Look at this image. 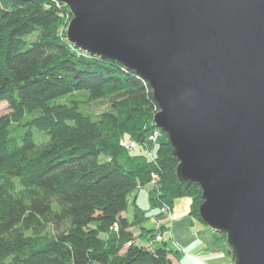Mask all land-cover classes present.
Listing matches in <instances>:
<instances>
[{
  "label": "trees",
  "instance_id": "trees-1",
  "mask_svg": "<svg viewBox=\"0 0 264 264\" xmlns=\"http://www.w3.org/2000/svg\"><path fill=\"white\" fill-rule=\"evenodd\" d=\"M70 18L55 0H0V264H174L165 245L135 243L136 227L155 236L136 193L156 175L152 208L188 196L199 219L201 191L177 179L147 82L69 43L58 28ZM81 93L111 109L95 116L63 102ZM155 130L162 139L136 153Z\"/></svg>",
  "mask_w": 264,
  "mask_h": 264
},
{
  "label": "water",
  "instance_id": "water-1",
  "mask_svg": "<svg viewBox=\"0 0 264 264\" xmlns=\"http://www.w3.org/2000/svg\"><path fill=\"white\" fill-rule=\"evenodd\" d=\"M66 39L146 81L179 182L233 264H264V0H59Z\"/></svg>",
  "mask_w": 264,
  "mask_h": 264
},
{
  "label": "crops",
  "instance_id": "crops-1",
  "mask_svg": "<svg viewBox=\"0 0 264 264\" xmlns=\"http://www.w3.org/2000/svg\"><path fill=\"white\" fill-rule=\"evenodd\" d=\"M179 200L172 205V221H164L163 241L155 242L148 236L145 242L144 236H139L140 228L136 227L133 229L135 243L145 247L165 245L172 251L170 258L174 264H233L226 252L216 251L205 239V235L210 237V232L205 231L200 219L191 214V200L187 207H181ZM167 240L174 242L173 246H168Z\"/></svg>",
  "mask_w": 264,
  "mask_h": 264
},
{
  "label": "rangeland",
  "instance_id": "rangeland-1",
  "mask_svg": "<svg viewBox=\"0 0 264 264\" xmlns=\"http://www.w3.org/2000/svg\"><path fill=\"white\" fill-rule=\"evenodd\" d=\"M68 22H69V20L66 22L63 21L60 24V26L58 28L59 34H61L62 31L65 32L66 27L68 25ZM35 37H36V34L29 36L28 39H34ZM70 100L78 101L79 104L82 106L84 111L91 113L95 116H99L102 112L107 111V110L109 111L111 109V101L108 98L107 99L106 98L99 99V100H90L86 94L81 93V94L69 95L63 99V102L69 103ZM7 106H8L7 103L0 102V115L6 113L8 111ZM156 112L157 111H155V113ZM155 113H154V115H155ZM154 115H153V117H154ZM158 130L160 131V129H158ZM159 131H157V130L153 131L151 136H149L147 138L145 147L142 149H137L135 152L137 153V151H139L140 153L146 154L147 152L151 151L152 146L157 142V140L162 139V137H163L162 133ZM131 144L135 145V143H131ZM133 145H131V147H133ZM153 180L150 182V184L139 187V189L136 193L135 202L143 211H145L146 216L150 215V216L155 217L156 219H159L160 221H162V223H163V225L161 226V233H162L163 228H164V221H166V222L172 221V214H171L172 207L166 206V208H165V204H161L160 207H158V208H155V207L152 208L150 198L152 196H154V194H156V192H157V187L155 186V182H153ZM179 199H180L179 201H180L181 207H187L188 206L187 204H189L190 200H191L188 196H185V197H182ZM191 210H192V206H191ZM132 213H133V204H132V199H130V201L127 205L126 211H125V216L128 219H132ZM141 225L148 230L152 228V225L148 219L143 220ZM201 226L203 227V229L205 231L210 232V237L205 235V239H207V241L210 242L213 245V247H215V250L221 251L223 253H225V252L227 253V251H225V249L223 247V246H227L225 234L219 233V232H214V231L210 230L204 224H201ZM143 238L145 239V242H146L148 236H144ZM167 242H168L167 243L168 246H171V245L173 246L174 242L172 243L171 240H167ZM227 254L229 255L230 258H232L230 253H227Z\"/></svg>",
  "mask_w": 264,
  "mask_h": 264
},
{
  "label": "built area",
  "instance_id": "built-area-1",
  "mask_svg": "<svg viewBox=\"0 0 264 264\" xmlns=\"http://www.w3.org/2000/svg\"><path fill=\"white\" fill-rule=\"evenodd\" d=\"M55 2L57 4H59V0H55ZM62 3V2H61ZM131 145L133 144H130L128 146V148H131ZM151 152V151H149ZM154 179V180H153ZM153 182L156 180V175H153ZM167 205H165V208H166ZM169 207V206H168ZM151 222L153 223L154 225V230H155V236H154V241L155 242H160L163 240V236H162V233H161V226L163 225L162 221H160L159 219H156L155 217H152L151 218Z\"/></svg>",
  "mask_w": 264,
  "mask_h": 264
}]
</instances>
